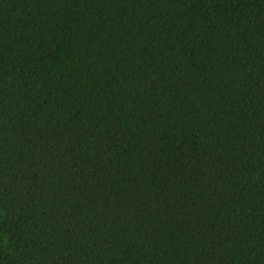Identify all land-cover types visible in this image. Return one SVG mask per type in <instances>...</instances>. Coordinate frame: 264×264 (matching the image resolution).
<instances>
[{
  "label": "trees",
  "instance_id": "trees-1",
  "mask_svg": "<svg viewBox=\"0 0 264 264\" xmlns=\"http://www.w3.org/2000/svg\"><path fill=\"white\" fill-rule=\"evenodd\" d=\"M0 264H264V0H0Z\"/></svg>",
  "mask_w": 264,
  "mask_h": 264
}]
</instances>
